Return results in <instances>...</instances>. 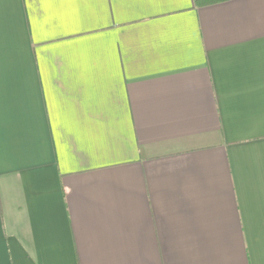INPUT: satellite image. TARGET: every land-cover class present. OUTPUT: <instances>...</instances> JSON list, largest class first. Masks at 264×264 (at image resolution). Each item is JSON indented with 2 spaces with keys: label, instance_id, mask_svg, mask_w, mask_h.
I'll return each instance as SVG.
<instances>
[{
  "label": "crops",
  "instance_id": "0c3cea01",
  "mask_svg": "<svg viewBox=\"0 0 264 264\" xmlns=\"http://www.w3.org/2000/svg\"><path fill=\"white\" fill-rule=\"evenodd\" d=\"M0 264H264V0H0Z\"/></svg>",
  "mask_w": 264,
  "mask_h": 264
},
{
  "label": "trees",
  "instance_id": "16d2710c",
  "mask_svg": "<svg viewBox=\"0 0 264 264\" xmlns=\"http://www.w3.org/2000/svg\"><path fill=\"white\" fill-rule=\"evenodd\" d=\"M227 0H196V5L198 6H204V5H210L218 2H223Z\"/></svg>",
  "mask_w": 264,
  "mask_h": 264
}]
</instances>
